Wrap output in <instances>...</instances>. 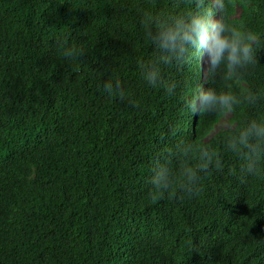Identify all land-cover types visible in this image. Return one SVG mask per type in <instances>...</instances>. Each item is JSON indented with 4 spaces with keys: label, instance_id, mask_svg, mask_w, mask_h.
<instances>
[{
    "label": "trees",
    "instance_id": "1",
    "mask_svg": "<svg viewBox=\"0 0 264 264\" xmlns=\"http://www.w3.org/2000/svg\"><path fill=\"white\" fill-rule=\"evenodd\" d=\"M207 10L251 55L203 80L156 38ZM253 122L264 0H0V264H264Z\"/></svg>",
    "mask_w": 264,
    "mask_h": 264
},
{
    "label": "clouds",
    "instance_id": "2",
    "mask_svg": "<svg viewBox=\"0 0 264 264\" xmlns=\"http://www.w3.org/2000/svg\"><path fill=\"white\" fill-rule=\"evenodd\" d=\"M216 1L219 3V0ZM156 40L161 48L170 51L183 53L189 46L197 49L201 54V79L203 80L206 77L205 68L209 64H211L212 68H215L221 62L226 61L228 67L232 69L242 61L249 59L251 55V48L243 43V38L240 34L235 31L229 33V30L220 21V17L213 16L211 10H207L201 15L193 16L188 22L177 21L173 27L160 33ZM60 43L63 46V42L61 41ZM68 51L71 52V56L81 54V52L75 49ZM68 51L65 52L66 56H68ZM148 78L154 81L155 74H150ZM102 87L111 92L118 85L105 82ZM197 99L201 106L208 107L216 105L217 103L228 106L231 98L228 96H217L211 90H201L198 93ZM227 118L228 114L221 118V120L227 121ZM218 123L214 126L210 135L220 130L231 129V126L228 124L227 127L217 129ZM251 135L264 138V125H259L255 122L250 124L248 130L242 133L240 143L247 146L246 142Z\"/></svg>",
    "mask_w": 264,
    "mask_h": 264
},
{
    "label": "rangeland",
    "instance_id": "3",
    "mask_svg": "<svg viewBox=\"0 0 264 264\" xmlns=\"http://www.w3.org/2000/svg\"><path fill=\"white\" fill-rule=\"evenodd\" d=\"M211 1H215L216 0H211ZM222 127H227V122L225 120H221L219 123H218V126H217V129H220Z\"/></svg>",
    "mask_w": 264,
    "mask_h": 264
}]
</instances>
